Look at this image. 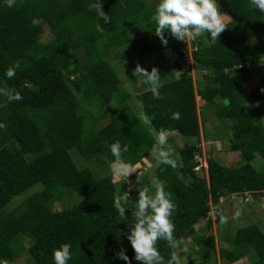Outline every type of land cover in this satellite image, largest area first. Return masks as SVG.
Segmentation results:
<instances>
[{"label": "trees", "instance_id": "obj_1", "mask_svg": "<svg viewBox=\"0 0 264 264\" xmlns=\"http://www.w3.org/2000/svg\"><path fill=\"white\" fill-rule=\"evenodd\" d=\"M95 2L16 0L9 8L0 0V89L14 88L23 97L0 107V123L6 125L0 129V261H18L22 256L18 247L29 238L34 264H54L52 252L63 243L72 246L68 264H126L115 257L121 248L131 264H138L124 235L134 222L132 205H126L125 217L113 207L115 196L127 191V185L115 182L112 175L97 176L91 168L105 167L106 158L112 157L106 142L129 145L124 160L133 165L142 163L155 142L126 103L132 95L112 62L173 50L177 54L173 65L181 70L189 51L169 33L166 46L155 35L151 15L156 5L147 0H102L110 23L89 11ZM226 3L230 21L220 39L213 44L206 34L193 42L191 57L202 79L191 74L176 78L178 71L164 67L163 98L155 99L150 90L135 97L143 101L152 128L170 129L182 137L200 141L202 112L208 106L217 107L221 120L235 123L229 148L240 154L241 165L227 166L210 157L208 174L198 173L195 156L201 148L199 143H187L178 148L181 166L159 164L153 176L164 182L177 205L172 217L176 237L198 243L196 253L202 260L196 257L188 264H213L214 237L193 235L200 223H206L205 232L213 228L210 213L223 210L224 197L234 196L243 205L248 194L264 192V172L252 165L257 155L264 160V121H258L259 115L264 117V108L258 112L264 107V75L248 94L241 89L256 77L250 66L264 60V13L252 10L249 0ZM43 24L53 34L48 42L42 40ZM130 29H140L141 36L131 39ZM16 61L20 67L8 79L5 71ZM4 101L0 96V103ZM176 112L178 120L171 118ZM73 149L86 161L81 164L85 167L76 165ZM142 182L148 185L150 178L144 176ZM28 192L11 208L15 198ZM224 243L227 247L218 249L219 260L236 264L251 248L254 264H264V231L259 226L239 228ZM158 248L167 260L166 242L160 241Z\"/></svg>", "mask_w": 264, "mask_h": 264}, {"label": "clouds", "instance_id": "obj_2", "mask_svg": "<svg viewBox=\"0 0 264 264\" xmlns=\"http://www.w3.org/2000/svg\"><path fill=\"white\" fill-rule=\"evenodd\" d=\"M15 3L16 0H5V4L9 8L13 7ZM249 7L252 10L264 13V0H249ZM102 8V0H96L95 3L89 5V11H95L99 19H102L105 23H110L109 15ZM225 17H228V15L221 11L217 0H159L154 13L151 15V21L155 24V35L165 46L167 45L165 33H169L177 41L182 42L188 39L195 41L207 34L210 42L214 44L227 28L224 22ZM96 28L97 31H103L99 24L96 25ZM252 43H255V40ZM19 67L20 61L9 65L5 71V76L8 79H13L16 76V69ZM132 76L147 84L155 99L163 98L160 95L163 84L158 68L152 67L149 72L137 64L132 71ZM261 91H264V89H261ZM0 96L5 98V101L0 103V107H7L8 103L18 102L23 98L20 92L14 88L0 89ZM198 100H201L200 97H197ZM134 105L137 109V118L144 125L150 126L152 118L144 112L143 101L135 100ZM171 118L180 119V113H173ZM5 127L6 125L0 123V129ZM150 133L154 137L153 152L158 157V163L175 169L177 167L175 149L168 142L172 130L150 128ZM106 147L113 157L110 164L112 175L128 180L130 174L135 173V166L124 160V153L129 151V145H122L119 140H115L110 143L106 142ZM205 159L207 167H203L201 171L197 172L205 170L208 174V162L207 158ZM130 199L131 197L127 191L114 198L113 207L121 217L126 216V205ZM133 205L134 222L128 226V232L124 235L134 252L135 261L138 264H181V259L188 254L189 248L184 238L178 239L175 235L176 226L172 217L176 212L177 205L172 199V194L165 190L164 182L152 177L148 185H143L138 190V197ZM218 214L221 224L228 223L229 218L222 211ZM240 215L241 213L236 211L232 218H238ZM160 241L166 242L169 249L167 260L161 255L158 248ZM71 247L70 243H63L54 249L52 252L54 264H68L72 259ZM125 253L126 249L121 248L115 255L116 259H122L126 264H131ZM0 264H9V262L3 260L0 261Z\"/></svg>", "mask_w": 264, "mask_h": 264}, {"label": "rangeland", "instance_id": "obj_3", "mask_svg": "<svg viewBox=\"0 0 264 264\" xmlns=\"http://www.w3.org/2000/svg\"><path fill=\"white\" fill-rule=\"evenodd\" d=\"M159 2V0H147V3L156 5ZM217 3L220 6V9L223 13L228 15L227 11V3L226 0H217ZM225 17L224 22L225 24L228 23L230 18ZM43 34H42V40L44 42H48L53 39V34L50 29V27L47 24H43ZM131 30V29H130ZM147 30V28L145 29ZM140 29H132L130 31V37L131 39H137L141 36ZM193 40H186L183 43H186L189 53V58L186 60V62H183V65L180 66L181 70L183 71L182 75H189L191 74L194 79L199 78L201 73L198 71V68L195 66V63L191 57V54L193 51H195V47L193 46ZM256 42V40H255ZM254 44V43H250ZM165 51V50H164ZM163 51V52H164ZM161 52H155V54H148L144 55L142 57L133 58L131 60H126V62H122L121 60L115 63L117 70L120 72V69H122V74L120 79L122 80V86L124 89H126L130 94L132 95L131 100L125 101L130 105V108L134 110L135 115L137 116V109L135 108L134 101L137 94L144 92L146 90H150L149 86L145 84L142 80H137L134 76H132V71L135 68L137 64H139L141 67L147 69L149 72L151 71L152 67H156L159 69V74L161 73V70L164 68V65H168L169 59V53L166 51V53ZM162 54L167 55L166 57ZM171 58V57H170ZM115 62L117 61L114 59ZM183 67V68H182ZM253 70V74L256 76L255 79H253L250 84H247V87H242V92L245 94H248L253 87L257 86L259 82L257 81L261 76L264 75V60L260 61L259 63L255 65L250 66ZM198 72V74H197ZM161 76V75H160ZM181 76V75H180ZM162 77V76H161ZM257 79V80H256ZM165 80L164 82H166ZM137 100V99H136ZM199 101V100H198ZM217 103H220V100H216ZM114 104V103H113ZM112 104V106H113ZM202 102H200V108L203 106ZM221 105V104H218ZM256 108L259 107V105L255 106ZM264 107H260L258 109V112H261L260 110H263ZM94 109V108H93ZM94 110H98V108H95ZM93 110V111H94ZM108 112L111 110V107H107ZM82 112L85 111V109L81 110ZM111 112V111H110ZM203 113V132L202 137H200V141L197 139L192 138H186L180 136L178 133L174 132L169 137V142L174 144L175 147V159L177 160V165H182V158L179 153V149H182L187 143L192 144H198L201 148V151L198 152L195 156V162L196 157L201 158L203 160H206L205 158H215L218 160L221 164L227 165V166H238L243 163L241 160V156L238 152H232L230 150V143L233 138V129L235 126L234 121L232 120H221L217 116V107L208 106L204 109ZM258 121H264V117L262 115L258 116ZM104 124L107 123V120L103 122ZM144 125V124H143ZM147 130H150L152 126L145 125ZM71 155L74 158V161L76 165L79 167H85L81 166L82 163L86 162L84 159H82L78 152L73 149L71 150ZM111 158H106V164L105 167L104 164H93L91 166L92 170L95 171L97 176H109L112 175L110 164H111ZM104 161V160H103ZM111 161V162H110ZM92 163V162H91ZM252 165L259 171L264 172V160L261 156L257 155L256 158L252 161ZM135 166V173L130 174L128 177V180H126L123 177H115L113 176V179L115 182H124L127 185V192H129V195L131 197L130 204L132 205L133 211H134V205L133 202L136 201V198L138 197V190L144 185L142 182V179L144 176H148L151 180V178L154 176L156 168L159 166L158 163V157L156 154L151 150L149 155L147 154L144 156L142 163H139ZM200 173V172H198ZM206 173V172H205ZM204 173H201L203 176ZM182 175V174H180ZM140 182L139 186L137 188L133 187V184L136 182ZM32 190V189H31ZM30 190V192H31ZM30 193L28 192L27 195L21 197L18 199L15 198V203L11 206L13 208L17 204L21 203L22 198L28 196ZM226 196L221 201L223 203L222 205V212L225 216L229 218L228 223L221 224L218 221L219 218V210H212L210 213V218L213 222V228L207 232L206 231V223H200L196 225L195 230L197 231L195 235H197L198 238L202 237H208L212 236L214 237L216 241V250L215 255L212 256L213 264H230L228 261L223 260L220 261L218 258V249L226 247V244H224V239H232L235 232L239 228H243L250 225H257L264 231V192L257 193V194H250L244 197V206L240 203L239 199H236L234 196ZM65 205L71 206L73 203H66ZM62 204H57V209H62ZM236 211H239L241 215L238 218L233 219L234 213ZM205 230V231H204ZM187 246L189 248V252L187 255L183 256L181 259V264H188L192 259L195 260L196 257L199 254L196 253V246H198V243L196 241L190 240L189 242H186ZM32 241L30 239L25 238L22 241V244L20 247H18V252H22V256L16 261L14 264H34V261L29 254V247L31 246ZM228 245L231 247L229 249H232V246L228 243ZM249 254L248 258H245L246 260L242 262L241 264H254V261L256 260V255L254 254L253 249H248ZM183 255V254H182ZM202 260V257H200Z\"/></svg>", "mask_w": 264, "mask_h": 264}, {"label": "crops", "instance_id": "obj_4", "mask_svg": "<svg viewBox=\"0 0 264 264\" xmlns=\"http://www.w3.org/2000/svg\"><path fill=\"white\" fill-rule=\"evenodd\" d=\"M230 17V16H229ZM230 21V20H229ZM228 21V22H229ZM166 51H168V53H169V56H168V58L167 59H169V61H168V65L166 64V65H164V67H167V68H170V70L171 71H178V73L176 74V78L178 77V78H180V77H182L183 75H182V73H183V71L182 70H180L179 69V66H177V67H175L173 64H174V61H173V59H175L176 57H177V54L173 51V50H165L163 53H166ZM162 55H164L165 57L167 56V55H165V54H162ZM171 57V58H170ZM122 62H126V60L124 59V60H121ZM115 63H117V61L115 62V61H113L112 62V64L114 65V67H115V69H116V71H117V73H118V75L121 77V75L120 74H122V69H120V72L117 70V68H116V65H115ZM175 67V68H174ZM181 75V76H180ZM257 80V79H256ZM258 81V80H257ZM225 244V243H224ZM226 247H227V244H226ZM248 254H249V251L247 250L246 251V256H245V258H248ZM219 258V257H218ZM245 258H243L242 260H240V262H237L236 264H241L242 262H244L246 259ZM193 260V259H192ZM191 260V261H192ZM221 261V260H220ZM222 264V263H221Z\"/></svg>", "mask_w": 264, "mask_h": 264}, {"label": "built area", "instance_id": "obj_5", "mask_svg": "<svg viewBox=\"0 0 264 264\" xmlns=\"http://www.w3.org/2000/svg\"><path fill=\"white\" fill-rule=\"evenodd\" d=\"M196 162L198 163V165L195 168L196 171H201L203 167L205 168L207 167L206 160L198 158V156L196 157Z\"/></svg>", "mask_w": 264, "mask_h": 264}]
</instances>
